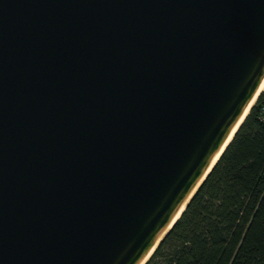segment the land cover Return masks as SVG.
I'll return each instance as SVG.
<instances>
[{
	"label": "water",
	"instance_id": "95a60500",
	"mask_svg": "<svg viewBox=\"0 0 264 264\" xmlns=\"http://www.w3.org/2000/svg\"><path fill=\"white\" fill-rule=\"evenodd\" d=\"M263 81L264 0H0V264L150 260Z\"/></svg>",
	"mask_w": 264,
	"mask_h": 264
},
{
	"label": "trees",
	"instance_id": "16d2710c",
	"mask_svg": "<svg viewBox=\"0 0 264 264\" xmlns=\"http://www.w3.org/2000/svg\"><path fill=\"white\" fill-rule=\"evenodd\" d=\"M264 92L147 264H264Z\"/></svg>",
	"mask_w": 264,
	"mask_h": 264
},
{
	"label": "bare ground",
	"instance_id": "6f19581e",
	"mask_svg": "<svg viewBox=\"0 0 264 264\" xmlns=\"http://www.w3.org/2000/svg\"><path fill=\"white\" fill-rule=\"evenodd\" d=\"M264 92V81L262 83V86L256 96V98L253 100V102L251 103L250 107L246 110V112L244 113L241 121L238 123V125L236 126V128L234 129V131L232 132V134L230 135V137L228 138L226 144L224 145L222 151L220 152V154L217 156L216 160L214 161V164L220 159V157L222 156L223 152L226 150V148L229 146V144L232 142V140L234 139V136L236 135L237 131L239 130L240 126L243 124V122L246 120V118L249 116L251 109L253 108L255 102L258 100L259 96ZM184 211V209L180 212V214L178 215V217L176 218V220H178L181 216V213ZM153 253L150 254V256ZM150 256L144 261L143 264H146V262L149 260Z\"/></svg>",
	"mask_w": 264,
	"mask_h": 264
},
{
	"label": "built area",
	"instance_id": "2783aa9c",
	"mask_svg": "<svg viewBox=\"0 0 264 264\" xmlns=\"http://www.w3.org/2000/svg\"><path fill=\"white\" fill-rule=\"evenodd\" d=\"M263 122H264V107H263V118H262Z\"/></svg>",
	"mask_w": 264,
	"mask_h": 264
},
{
	"label": "rangeland",
	"instance_id": "374dc122",
	"mask_svg": "<svg viewBox=\"0 0 264 264\" xmlns=\"http://www.w3.org/2000/svg\"><path fill=\"white\" fill-rule=\"evenodd\" d=\"M259 97H260V96H259ZM258 99H259V98H258ZM257 101H258V100H257ZM257 101H256V102H257ZM256 102H255V104H256ZM255 104H254V106H255ZM254 106H253V107H254ZM251 110H252V109H251ZM250 112H251V111H250Z\"/></svg>",
	"mask_w": 264,
	"mask_h": 264
}]
</instances>
